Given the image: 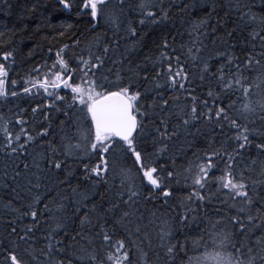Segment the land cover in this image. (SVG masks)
Returning a JSON list of instances; mask_svg holds the SVG:
<instances>
[{
    "label": "snow or ice",
    "instance_id": "1",
    "mask_svg": "<svg viewBox=\"0 0 264 264\" xmlns=\"http://www.w3.org/2000/svg\"><path fill=\"white\" fill-rule=\"evenodd\" d=\"M125 2L126 0H119L121 8ZM57 3L60 11H75L77 16L87 17L93 30L99 26L101 21L110 25L115 30L114 34L121 29L123 22L120 15L105 11L111 0H57ZM248 7V4H237L238 29L257 23V17L254 14L250 11H243ZM135 10L140 16L136 23L144 28L162 24L169 16L163 0H137ZM208 23L207 18L192 23L189 36L192 37L193 33L195 36L191 39L190 46L182 44L177 49L167 39H164L157 46L159 55L150 58L154 75L149 74L145 69V75L140 77L136 69H139L141 65H136L134 69L131 61L128 62L127 69L118 67L113 72L112 67H107L111 60L109 53L115 52L118 45L114 41L105 43V36L97 34L89 43L87 58L82 52L77 59L76 68H70L69 61L65 59V49L69 47L65 44L55 53L56 60L43 81H36L32 85L42 87L47 92L48 77L52 76L54 83L51 87L59 88L62 85L64 88H71L73 94L71 107H76L78 103L83 113V121L77 122L75 131L62 138L61 149L48 143L47 147L50 151L47 154H41L39 160L34 158L33 166L38 172L43 171L42 163H46L49 170H65V160L72 157L83 166L84 177L93 181V188L99 184H106L108 191L113 193V198L107 201L108 207H103V204L98 206L91 203V197L97 193L92 192L90 196L85 192H77L76 188L71 189L72 193L78 197L75 212L79 213L83 210V216L77 217L81 228H91L96 236L101 237L102 244L107 246L103 259L94 248L91 251L80 248V258L86 260L87 264H132L133 246L141 251L143 257H147V253L142 251L140 245L144 243L148 233L144 230L145 226L139 223L142 217L139 215L137 204L141 199L160 198L166 206L173 197L171 186L166 181L176 179L180 173L173 170L168 171L166 176H161L162 169L153 159L158 152L167 150L166 141L171 140L176 133V126H171L170 131V120L173 118L179 119L184 127L199 119L208 122L214 120L221 125L226 123L229 129L235 132L233 139L237 147L232 152H229L227 148L213 149L202 156H197L195 161L189 162V166L184 169V179L185 187L190 190L179 205L184 209L182 215L156 216L153 213V220L150 224L157 229V238L161 246L166 249L168 258L171 260L177 255L178 250L184 247L170 243L174 238L176 221L178 220L181 226L188 224L190 216L193 220L196 218L193 214L197 209L192 207L193 204L202 205L213 199H219V196L212 192L214 185L218 193L223 192L227 197L220 203L234 209L236 214L227 217V223L223 219L213 223L207 231V240L201 236L199 240L193 241L192 250L196 254L187 257V264H264V196L256 193L257 186L264 185V179H251V174L257 167H259V176L264 178V161L258 165L256 160L245 161L242 155L250 147H255L258 153L264 155V131L254 127L256 121L250 119L259 113L260 123L264 125V95H261L259 100L251 99L255 94L253 86L260 88L264 85V17L259 20V29L249 34L253 42L259 41V52L256 51L255 43H253L252 53L247 55L243 61L237 62L238 58L229 52L217 51L216 55L225 63L221 64L216 72H212L209 68V60L212 57L205 59L202 56L205 47L203 38L208 35L206 31ZM124 30L131 38L137 36V27L132 21L127 22ZM234 31L235 29L233 32H228L227 36L231 38ZM212 32L215 33L216 29L212 28ZM3 35L0 33V36ZM60 35L63 36L64 33L61 32ZM79 43L77 39L73 46L78 47ZM221 43L225 42L222 40ZM49 51L52 49L50 48ZM10 58H13V51L3 53L5 61ZM190 62L194 65H201L199 76L201 82L206 77L209 80H215L221 92L235 95V101L226 107L217 106L220 94L215 92L211 85L207 92V97L212 100L211 105L208 99L200 100L192 95L195 89L191 87L194 81L188 70ZM111 64L113 66L123 65L124 60H111ZM102 70L107 75H98L102 73ZM76 72L81 73V83L72 84L70 81ZM245 72H254L256 75L252 79L246 78ZM109 75H113L114 78L109 80ZM7 76L8 70L5 64L0 63V97L8 95L17 97V92L7 91ZM65 76L68 78L65 79ZM141 79L150 82L152 87L141 91ZM15 83L12 81L13 85ZM177 89L187 93L186 99H191V105L173 112L169 109V100L165 98L164 93L167 90L175 92ZM30 91L29 87L23 88L24 94ZM153 92L155 95L152 97V102L147 103V95ZM51 95L52 93H49V96ZM57 99L60 98L57 97ZM157 101L160 102L157 103ZM32 112L36 114L38 107L33 108ZM41 114L46 122L49 117L43 112ZM20 115L23 116L24 113ZM2 120L3 118H0V121ZM149 121L153 125L151 131L148 127ZM9 123L11 122L0 123V129L4 131V142L0 147L8 156L26 154L28 147L35 143L37 138L45 140L49 134L48 128L43 124L38 125L41 131L33 136L31 130L25 128L29 121L18 118L15 121L19 128L17 132L10 130ZM257 138L261 142L253 144V140ZM149 139L152 141L151 150L148 145ZM157 145L161 147L157 148ZM61 155L65 158L64 160L59 158ZM130 158L133 160L137 176L132 174V169L123 166V162ZM221 164L223 168L220 167ZM23 167L26 171L29 169L28 164H24ZM216 171H220L221 174L215 176ZM33 175L37 181L35 184L30 177H23L28 182V191L31 194V202L25 206V210L12 208L10 204L5 206L17 214L16 219L10 222L9 231V235L16 236L17 240L14 242V247L0 252V256L3 257L0 259V264H33V262L39 264L33 253L21 247V242L26 244L31 240L39 224V216L45 213L52 218L54 227L44 237L47 243L45 248L40 250V255L44 258L45 264H65V261L56 258L65 256L66 251L61 247L62 241L55 238L66 227L65 217L61 215L65 211L64 197L61 193H57L52 200L55 207L44 203L43 210H41L39 205L47 200L48 196L40 191L41 177L35 173ZM65 175L66 180L61 183L68 182V178L73 175L72 170H67ZM21 176L20 171H15L13 180ZM138 177L140 185L137 183ZM145 180L148 186L161 194L160 197H157L153 191H149L147 197L143 196L141 185ZM117 181L119 183H116ZM33 189H36L35 193L32 192ZM99 195L103 200L104 194ZM228 201L232 203L228 204ZM89 203L91 207L88 206ZM217 214L221 215V213ZM29 216L32 223L18 230L17 220H23ZM221 224H225V227L219 228ZM229 224L231 227H228ZM116 230H119L120 238L114 240L113 238L117 236ZM255 230H260L261 235L256 239L254 247L235 239L237 235L247 238L254 234ZM78 235L86 243H92L82 233ZM134 236L137 237L136 240L133 239ZM72 239L75 240L76 237ZM184 255L187 256V252ZM67 264H71V259L67 261ZM77 264H80L79 260ZM145 264H147L146 259ZM173 264H175L174 260Z\"/></svg>",
    "mask_w": 264,
    "mask_h": 264
},
{
    "label": "trees",
    "instance_id": "2",
    "mask_svg": "<svg viewBox=\"0 0 264 264\" xmlns=\"http://www.w3.org/2000/svg\"><path fill=\"white\" fill-rule=\"evenodd\" d=\"M137 0H126L121 8L119 0H111L107 5L106 13H117L123 22L121 29L118 33L114 34V29L101 21L99 26L94 30L91 27L87 17L77 16L75 11H60V6L57 0H0V63L5 64L8 70L6 88L9 93L15 91L18 93L17 97L8 95L7 97H0V118L2 122L9 123V128L13 132L19 131L15 121L20 118L29 121L25 125L26 129L31 130V134H36L41 131L38 126L43 124L48 128L49 134L45 140L37 138L36 142L28 147L26 154H19L15 156H8L0 147V252H4L9 248L15 246L16 236H10V222L16 219V213H13L6 205H11L12 208L25 210V206L31 202V194L28 191V182L24 176L32 179L33 184L37 181L34 173L41 177L40 191L48 196V199L39 205L43 210L44 203H48L50 207H55L52 203L57 193H61L64 197L65 211L61 214L65 217L64 223L66 227L56 235V239L62 241L61 247L65 248L66 255L56 257L59 260L67 261L71 259V264H87L86 260L81 259L79 249L85 248L91 251L93 248L100 254L103 259V254L106 250V245L102 244L101 237L96 236L91 228H81L80 220L77 217L83 216V210L79 213L75 212L77 207L76 201L78 197L71 191L76 188L77 192H85L91 196L92 192L97 195L91 197V203L98 206L103 204V207H108V199L113 198V193L108 191V185L99 184L93 188V181L87 180L84 177L83 166L79 164L74 158L69 157L65 160V170H49L46 163L41 164L42 172H38L33 166V159H40L41 154H47L50 150L47 147L51 143L53 147L61 149L62 138L71 135L75 131L78 121H83V113L77 103L76 107H71L73 104V94L71 90H64L62 88L51 87L49 83L48 91H42V87H33L32 85L36 80L42 79L49 72L53 62L56 60L55 53L62 48L65 44L69 45L65 49V59L69 61L70 68L77 67V59L82 54L87 58V49L89 43L94 39L97 34L105 36V43L114 41L117 43L115 52H110L111 60L120 61L124 60L123 65L111 64L109 60L107 67H112L113 72L118 67L127 69L128 62L131 61L132 67L135 69L136 65H141L136 69L140 77L145 75V69L149 74L154 75L152 72V60L159 55L158 45L164 39L173 44V47L179 49L180 45L190 46L191 39L189 36L191 25L194 21L207 18L209 23L206 27L208 33L207 37L203 38L204 50L202 56L207 59L209 56V68L212 72L220 67L225 61L219 58L217 51H227L234 57L238 58L237 62L243 61L245 57L252 53L253 43H255L256 51L259 52V41L253 42L250 39V33L258 30L260 27L259 20L264 17V0H163L165 8L168 10L169 16L162 24L151 25L146 28L139 26L136 22L140 19L139 14L135 10ZM248 4L249 7L243 11L251 12L257 17V23L247 28H237L238 11L237 4ZM187 6V7H185ZM214 7V10H213ZM211 12V16H209ZM132 21L133 25L137 27V36L135 38L129 37L128 33L124 30L127 27V22ZM212 28L216 32H212ZM233 36L229 38L228 32H233ZM64 35L61 36L60 33ZM79 39L78 47H74L75 41ZM225 43H221V41ZM215 41V43H213ZM134 44L136 45L134 47ZM52 51H49V49ZM6 51H13V58L8 61L3 59V53ZM95 51V49H93ZM199 64L188 65L190 77L194 81L192 88V95L198 97L200 100L208 99L211 105L212 100L207 97L209 85L212 89L220 94V101L217 106H227L235 101V95L231 93L221 92V88L217 85L215 80H209L207 77L203 82L199 80L200 76ZM58 70V69H57ZM107 75L102 70L98 75ZM256 73L245 72L246 78H254ZM81 73L76 72L70 81L72 84L81 83ZM51 80L52 76H49ZM109 80L113 79V75L108 76ZM15 81V85L12 84ZM31 82V83H29ZM140 90L144 91L145 88H151L150 82L140 80ZM31 88L30 93L24 94L23 88ZM42 89V90H41ZM100 90V89H97ZM255 93L251 99L259 100L261 95H264V85L260 88L253 86ZM49 93H52L49 96ZM155 93H149L146 97V102L151 103L152 97ZM165 98L169 100V109L175 112L177 109H185L186 106L191 105V99H186L187 93L177 89L173 92L167 90L164 93ZM59 97L60 99H57ZM160 101H157L159 103ZM52 106V107H49ZM38 107V112L33 114L32 109ZM239 107V104H237ZM43 112L49 119L45 122ZM24 113L23 116L20 114ZM231 114V113H230ZM256 121L254 127L264 131V125H261L259 113L251 117ZM171 126H176V133L171 140L166 141L167 150L158 152L153 159L157 161V166L162 169L161 176H166L168 171H177L180 175L176 179L166 181L171 186L173 197L168 201L165 206L163 200L160 198L155 199H141L137 204L139 215L142 217L139 223L145 226V231L148 233L144 243L140 248L147 257H143L141 251H138L134 246L131 253L132 264H187V257L195 255L193 252V241H197L204 237L207 240V231L211 225L218 220H225L227 217L234 216L235 210L230 209L228 205L221 204L220 201L226 199L225 193L217 192L216 187L212 186V192L219 196V199H213L206 204H193L192 207L196 208L195 220L189 217V222L181 226L178 220L175 223L173 237L170 241L172 245H183L184 247L178 250V253L171 260L166 254V249L161 246L157 238V229L152 227L150 222L153 220V213L156 216L168 214L170 216L182 215L184 209L179 207L183 198L187 195L190 189L185 187L184 169L189 166L190 161H195L197 156H202L204 153L213 149L227 148L229 152L237 147L233 137L235 132L230 130L228 125L216 123L214 120L208 122L204 119L192 121L189 126L184 127L179 119L173 118L170 120ZM149 130L153 128L152 123L148 122ZM223 127V131L221 128ZM4 142V131L0 129V145ZM260 139H254L253 144L260 143ZM152 141L149 139L148 145L151 150ZM161 145H157V148ZM242 155L245 161L256 160L259 165L264 161V155L257 152L255 147H250ZM61 160L65 158L59 156ZM24 164L29 165V169H24ZM123 166L132 169V174L137 176L133 160L130 158L123 162ZM223 168V165L220 166ZM72 170L73 175L68 178V182L61 183L66 180L65 172ZM15 171H20L22 176L13 180ZM7 173V175H5ZM220 171H216L215 176H219ZM251 179L260 180L264 179L259 176V167L251 174ZM111 182V181H110ZM116 183H119L117 181ZM137 183L140 185L139 177ZM4 185H8L5 187ZM46 186V187H45ZM15 189V191H13ZM141 191L144 197L148 196L149 191L156 193L157 197L161 194L147 185V181L141 185ZM33 193L36 189L32 190ZM50 193V194H49ZM100 193L104 194L102 200ZM256 193L264 196V185H258ZM91 203L88 204L91 207ZM232 201H228L231 204ZM126 210V209H125ZM217 213H221L218 215ZM255 215V211H253ZM47 221V222H46ZM32 223L31 217H25L23 220H17L16 226L19 229ZM95 223V220H93ZM158 223V221H157ZM54 227L52 218L47 214L39 216V224L34 231V235L28 243L21 242L22 248H27L29 252L33 253L39 264H45V260L40 255V250L44 249L47 241L44 239L51 228ZM225 224H221L219 228H224ZM228 227H231L229 224ZM219 230V229H217ZM117 236L113 239L120 238L119 230ZM78 233H82L92 241L91 244L81 239ZM22 234V233H21ZM143 237V233L141 234ZM261 235L260 230H255L247 238L237 235L235 239L243 243L253 246L256 239ZM72 237H76L75 240ZM134 240L137 237H133ZM150 241V243H149ZM230 250V249H229ZM203 251V249H201ZM187 252V256L184 253ZM0 259H3L0 256ZM35 264V262H33Z\"/></svg>",
    "mask_w": 264,
    "mask_h": 264
},
{
    "label": "rangeland",
    "instance_id": "3",
    "mask_svg": "<svg viewBox=\"0 0 264 264\" xmlns=\"http://www.w3.org/2000/svg\"><path fill=\"white\" fill-rule=\"evenodd\" d=\"M43 89V90H42ZM41 90L44 91V88H42Z\"/></svg>",
    "mask_w": 264,
    "mask_h": 264
}]
</instances>
